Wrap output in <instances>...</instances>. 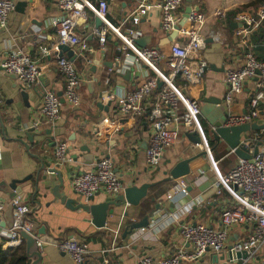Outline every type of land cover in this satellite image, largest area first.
Instances as JSON below:
<instances>
[{"label":"crops","instance_id":"obj_1","mask_svg":"<svg viewBox=\"0 0 264 264\" xmlns=\"http://www.w3.org/2000/svg\"><path fill=\"white\" fill-rule=\"evenodd\" d=\"M88 1L94 6L98 3V0ZM106 1L109 5L108 21L112 26L117 28L121 26L123 32L137 28L142 33L140 39L146 40V47H163L165 51L168 49L169 37L161 28V13L158 9H151L149 15L135 27L132 15L142 0ZM189 3L193 9L207 16L202 32L206 38V47L200 53V57L207 62L208 70L199 92L194 96L200 103V124L209 145L210 140L216 142L212 133L214 125L219 122L227 125L226 116L230 118L232 115L244 114L255 90L256 79L249 80L233 104L232 114L230 113L224 102L227 92L225 76L229 68H238L243 64V39L237 35V30L245 29L239 27L234 18L237 14H255L264 2L184 0V11ZM254 3L256 4L253 5ZM217 11L226 12L227 19L218 17ZM58 16L57 0H16L7 27L0 29V115L4 122V126L0 122V183L10 184L13 180H23L32 176L33 181L24 185L21 193L26 206L32 209L34 179L41 166L37 158L49 163L48 156L54 157L55 153L53 147L47 146L45 151H42L40 145L36 143L29 150L20 142V140L27 142V133L34 130L39 132L40 142L47 143L54 137L56 143L68 144V156L73 160L72 163L58 165L56 159L53 161L50 159V162L53 163V168L59 166L65 183L72 191L74 175L95 170L98 161L102 159H110L113 162L124 188L141 187L145 184L156 185L149 190V196L142 201L140 207L127 205L111 208L115 210V215L109 218L105 229L95 228L88 222L91 217L83 211L72 212L59 202L47 208L45 204L54 200L49 196L48 200L43 201L41 212L32 218L46 228L45 234H36L42 241V264H74L58 247V243L66 238L88 243L91 253L87 257V264H137L139 257L143 255L160 259L174 254L178 249L191 251L192 245L180 235L181 228L188 224L203 223L219 229L222 211L234 205L229 192L224 191L221 196L217 195L214 163H217V170L221 174L218 162L214 155L209 157L204 149L194 146L185 130H182L177 144L164 153L160 167L150 169L147 166L146 151L150 135L148 120L125 118L118 109L117 99L137 89L141 85L144 72L149 69L142 65L132 69L131 75L127 77L129 71L122 70V63L119 60L117 50L119 39L111 34L109 44L113 46V51H102L97 39L92 36L91 29L100 20L91 10L87 11V18L81 20L78 33L86 38L94 52L82 58L72 49L76 55L75 66L82 77L79 90L81 105L72 109L64 103L60 121L55 126L47 124L40 113L43 94L52 90L61 96L64 90V80L57 67V60L61 58L59 39L56 30L50 26V20ZM212 33L219 36V43L210 37ZM247 40L254 46V55L264 61V25L253 32ZM12 53L27 54L40 67L41 75L35 85L29 88L21 86L18 80L2 71L1 64ZM63 57L68 58L66 55ZM22 91L28 94L26 99L22 98L20 93ZM208 99H213L214 103L206 102ZM109 100H112L110 106ZM217 102H221V105ZM98 104L103 105L102 109ZM105 109H108V112ZM257 123L264 126V110L261 111V118ZM36 124L37 127L33 128ZM247 136L260 137L263 140L264 130L247 134L244 138ZM84 146L96 154L97 159L93 164L85 163L83 158L88 153H82L80 150ZM216 146L225 147L231 154L224 142L216 143ZM96 147L99 148L98 153H95ZM235 157L238 161L239 158ZM189 158L195 160L190 163V174L182 178L188 182V189L186 192L173 195L172 189L179 180L162 183L167 178L165 174L180 161ZM50 168L47 166V169ZM45 174L41 172L40 177ZM57 183L56 178L52 185ZM40 187L44 188L42 181ZM238 193L241 194L240 191ZM169 195L173 196L170 198ZM7 198L6 194L0 192V204L6 203L5 211L9 204ZM107 198L110 196L104 192L98 193L95 203L104 202ZM156 206H159L160 210H156ZM5 211L0 218L2 223L5 222ZM145 216L150 218L149 228L136 231L125 240L126 228ZM0 230L10 231L9 228L1 226ZM250 234L249 225L233 227L230 231L228 249L219 255L208 254L199 262L228 264L231 258L228 252L230 245L235 241L245 240ZM3 250L8 254L11 249L3 247ZM216 256L218 259H215ZM239 263L263 264L264 255L257 259H240Z\"/></svg>","mask_w":264,"mask_h":264},{"label":"built area","instance_id":"obj_2","mask_svg":"<svg viewBox=\"0 0 264 264\" xmlns=\"http://www.w3.org/2000/svg\"><path fill=\"white\" fill-rule=\"evenodd\" d=\"M15 4L16 0H0V29L7 27L9 15L14 11ZM153 8L161 13V28L164 33L170 37L177 32V37L169 43L166 51L163 47H138L136 42L142 33L137 28L123 32L121 26L119 28L112 26L108 21L109 5L106 0H98L96 6L88 0H57L59 16L50 20V26L56 30L59 46H69L76 50L78 57L85 58L94 51L86 38L78 33V28L81 20L87 18V11L91 10L101 22L100 27L93 26L91 29L99 48L106 51L108 37L112 34L119 39L117 50L124 72L142 65L147 66L149 71L144 72L141 85L119 96L117 106L125 118L148 120L150 135L146 163L150 169L160 167L164 153L177 144L182 130H185L186 134L199 135L203 141L199 147L204 149L209 157L212 156L200 124V103L194 96L199 92L208 70L207 62L200 57V53L206 47V38L202 32L207 16L199 10L192 9L185 25L180 26L184 18V0H142L132 15L134 26H139ZM216 15L223 20L227 19L226 12L217 11ZM234 21L237 24H246L248 28L237 30V35L243 39V64L226 71L227 92L224 102L230 113L238 96L244 91L246 83L256 79V86L246 112L230 116L227 126L257 122L261 118V111L264 110V61L254 55V46L247 40L253 32L264 25V4L255 14H237ZM210 37L220 42L217 34L212 33ZM1 67L6 73L16 75L21 86L26 88L35 85L41 75L40 67L27 54L12 53ZM57 67L64 80L63 95L59 96L52 90L46 91L40 109L42 119L50 126H55L60 121L62 100L72 109L81 105L79 90L82 77L75 63L61 57L57 60ZM184 90L189 93V97L184 94ZM36 127L37 124L33 128ZM259 142L262 145L258 156L249 161L239 160L238 165L227 175H221L217 170V163H214L217 195L221 196L227 191L234 201L233 206L222 211L220 228L214 229L203 223L185 225L181 228L180 235L192 245L191 251L178 249L174 254L160 259L143 255L139 257L137 264L197 263L208 254L219 255L226 251L231 229L245 225L251 227V234L245 240L235 241L230 245L228 251L230 256L232 253L234 256L247 253V259H257L264 255V143L260 137L247 136L243 138L242 145L251 148ZM68 151L67 143H57L54 157L58 165L72 163ZM188 186L187 181L179 179L178 184L172 189L173 195L186 192ZM72 187L85 198L101 192L110 197H117L123 193L122 182L110 159L99 160L93 171L74 175ZM9 203L14 207V227L9 232L0 230V245L2 248L16 249L22 245V241L15 230L21 229L31 234L32 224L25 220L30 209L22 195L16 196ZM5 208L6 203L0 204V218ZM37 244L41 249L42 241L38 238ZM58 247L74 264H87V257L91 253L88 243L66 238L58 243ZM239 260L231 256L228 264H238Z\"/></svg>","mask_w":264,"mask_h":264},{"label":"water","instance_id":"obj_3","mask_svg":"<svg viewBox=\"0 0 264 264\" xmlns=\"http://www.w3.org/2000/svg\"><path fill=\"white\" fill-rule=\"evenodd\" d=\"M192 5L189 3L187 5V8L184 11V18L180 24V26L185 25L187 18L189 14L192 12ZM239 27H245L248 28L246 24H237ZM101 22L97 21L96 27H100ZM179 28V27H178ZM177 37V32L170 35L168 39V43L172 42ZM136 44L140 48H145L147 46L146 40L139 39ZM60 57L67 56L72 62H75L76 55L74 54V51L66 45L60 46ZM2 71L5 72V70L1 67ZM11 78L14 80H18V77L16 75L9 74ZM131 75V72L129 71L127 73V77ZM22 98L26 99L28 94L25 91L20 92ZM184 94L189 97V93L184 90ZM62 96V94H60ZM102 98V96H101ZM213 99H208L206 102L208 103H214ZM62 103L64 104V100H62ZM219 105H221V102H217ZM112 104V101L108 104L110 106ZM102 104H98V107L102 109ZM108 112V109H105ZM227 120L229 119L228 116H226ZM0 122L2 126H4L3 118L0 115ZM264 130V126L259 125L257 122H254L252 124H243L238 126H227L224 125L222 122L216 123L214 125V130L212 131L214 135V139L216 143L224 142L226 146L229 148L232 154L237 156L239 160L249 161L254 159L259 154V148L262 145L261 142L257 143L256 145L252 146L251 148H247L246 146L242 145V141L245 135L260 132ZM52 133V132H51ZM49 133V135H51ZM27 142L24 140H20V142L30 150L31 146L34 144H39L42 151H45V147H53L54 152L56 150L57 143L55 142V138L52 137L48 142H40V135L39 132L31 130L27 133ZM188 139L194 146H200L202 145L203 141L201 140V137L197 134H187ZM82 153H88L87 156H84L85 163H92L97 159L96 154H93L91 149L84 146L81 149ZM253 151V152H251ZM99 152V148H95V153ZM40 162V170L35 177V188L34 192L31 196V203L33 205L32 209L28 212V214L25 216V220L30 222L32 224V230L31 234L27 233L21 229L15 230V232L20 236L22 243H24L26 248V254L29 260L30 264H42L43 263V256L41 253V249L38 247L37 244V236L36 234H45L46 228L42 224L32 220L33 217H36L38 213L41 212L43 207V201L48 200L49 196H51L54 200L53 202H48L45 204L47 208H49L51 205L56 204L57 202L60 203L61 206L66 208L67 210H70L72 212H78L83 211L87 215L91 217L90 222L95 228L97 229H105L107 228V222L110 217L115 215V210L111 208H121L124 206H131V207H140L142 204V201L146 199L149 196V190L156 184H145L141 187H130V188H124L123 185V193L117 197H110L107 198L104 202L101 203H95L96 198L98 197V194L90 197L85 198L81 194L77 193L75 190L72 191L71 188L65 183L62 173L59 170V166L57 168H53V163L50 162V159L53 161L55 157H52V155L48 156L47 160L49 163H45L42 159L37 158ZM195 158H189L180 161L170 172L166 173L165 175L167 178L162 181V183H169L172 181H176L179 179H182L190 174V163L194 161ZM99 162V161H98ZM47 166L51 167L50 169H47ZM41 172H45V176L40 177ZM50 175V176H49ZM52 175V177H51ZM54 176V177H53ZM58 179V183L54 186L52 185L56 178ZM33 177L29 176L23 180H13L10 184L7 182H1L0 183V192L3 194H6L8 198L6 200L12 201L16 196L21 195L24 185H26L28 182H32ZM41 181L43 182L44 188L41 189L40 184ZM155 202V199L152 200ZM156 210H160L159 206H156ZM5 222L0 221L1 227H7L10 230L14 227V207L11 203L8 204L7 210L5 211ZM5 223V224H4ZM151 222L149 216H145L142 220L139 222H133L130 224L126 230L124 239L128 236H131L134 232L149 228ZM44 227V228H43ZM231 256L236 257L238 259H247L248 254H238L234 256L232 253ZM230 256V257H231ZM215 259H218L217 256ZM202 264V262H198Z\"/></svg>","mask_w":264,"mask_h":264},{"label":"trees","instance_id":"obj_4","mask_svg":"<svg viewBox=\"0 0 264 264\" xmlns=\"http://www.w3.org/2000/svg\"><path fill=\"white\" fill-rule=\"evenodd\" d=\"M261 1L264 2V0ZM255 4L256 3H254L253 5ZM109 38L110 37H108L106 51H113V46L111 47L109 44ZM262 138H264V136ZM263 140L261 141L264 143ZM209 147L213 152L212 155H214L216 161L218 162L219 170L222 175H227L238 165L239 160L237 161L235 155H233L232 153L229 154L228 150L225 147H217L216 142L211 140L209 141ZM0 264H30L26 254V248L24 243H22V245L16 249H11L8 254L4 252L2 246L0 245Z\"/></svg>","mask_w":264,"mask_h":264}]
</instances>
